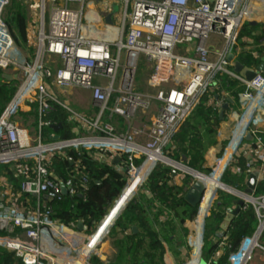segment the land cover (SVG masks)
Returning <instances> with one entry per match:
<instances>
[{
    "label": "built area",
    "instance_id": "built-area-1",
    "mask_svg": "<svg viewBox=\"0 0 264 264\" xmlns=\"http://www.w3.org/2000/svg\"><path fill=\"white\" fill-rule=\"evenodd\" d=\"M113 1L120 3L123 15L118 39L112 42L88 36L85 23L91 5L100 6L104 25L113 28L105 22L110 13L108 3ZM37 2L33 12L37 19L29 34L36 36L37 50L31 56L17 46L4 19L10 0H0V68L19 81L18 89L0 112V164H10L16 176L22 178L15 192L7 179L0 177V249L14 253L22 264H94V247L108 236L119 213L136 196L151 169L159 162L165 163L164 150L182 122L206 93L218 88L219 76L225 74L246 86L238 95L241 112L232 126L231 140L209 174L185 173L205 186L203 200L208 186L215 182L207 199L208 209L218 190L242 198L241 210L253 208L258 225L253 234L242 238L228 260L229 264H264V193H257L264 177V71L247 80L232 70L229 60L240 27L248 19L250 0ZM213 37L219 41L213 43ZM141 56L151 65L147 82L155 93L136 88ZM171 83L174 85L168 86ZM64 96L81 99L83 106L96 110L95 116L76 111L63 100ZM153 101L159 106L152 125L136 128V121L147 117ZM57 107L67 112L68 122L76 132L70 139L43 135V126L58 124L45 120ZM33 111L38 114L35 136L32 128L18 121V117ZM114 116L123 119L122 130L104 120ZM145 136L147 141L139 142ZM248 136L251 142L246 157L240 146ZM69 149L80 153L99 150L126 158L127 183L100 226L88 234L51 219V209L46 205V199L74 195L80 185L88 184V179L78 173L62 179L50 170L52 157L60 153L67 156ZM241 155L245 157L243 163L239 161ZM138 160L142 162L138 164ZM151 160L150 171L142 176L104 234L91 246L135 175L141 174ZM80 163L79 159L76 167ZM228 169L236 174H257L254 192L247 194L225 183L222 178ZM62 183L67 193H63ZM23 194L35 197L36 206H21ZM228 237L226 233L218 238L219 249L226 245Z\"/></svg>",
    "mask_w": 264,
    "mask_h": 264
},
{
    "label": "trees",
    "instance_id": "trees-1",
    "mask_svg": "<svg viewBox=\"0 0 264 264\" xmlns=\"http://www.w3.org/2000/svg\"><path fill=\"white\" fill-rule=\"evenodd\" d=\"M10 9V15L4 17L17 46L26 52V46L30 42L27 24V8L22 0H10L5 12ZM249 29L246 24L240 27L238 40L247 37ZM33 51V49H30ZM29 54V52H27ZM29 59V58H28ZM5 74H3V77ZM5 78V77H4ZM220 85L218 88L206 93L197 104L194 112L190 114L181 124V129L171 142L170 147L164 150L167 157L174 160H181L186 157L185 163L190 168L201 172H209V168H204V156L210 145H214L217 128L221 120L218 107H213L218 97H224V90H228L232 96H238L246 89V86L238 79L222 74L219 76ZM6 80L4 85H0V112L6 103L13 96L17 83L16 78ZM226 101V98H225ZM225 103V102H224ZM213 104V105H212ZM36 119L32 126L37 129V112L30 113ZM27 117V114H24ZM69 115L61 107L46 115L45 120L53 123H61L62 126L55 130L51 125L43 126L44 136L55 134L60 139H70L76 135L73 125L68 122ZM120 126L124 127L123 119L117 117ZM117 127V126H116ZM119 126L117 127V129ZM223 144L219 155L224 149ZM112 156L110 152L83 150L81 153L75 149L67 150V156L63 153L55 154L49 165L54 175L66 179L73 174H80L88 179L86 187L79 186L78 192L74 195H64L62 199H46V205L51 209V219L60 222L68 227L77 228L79 221L84 222L85 233H92L105 215L120 197L124 186L127 183L126 158H118V163L100 161V155ZM72 158L73 163L69 160ZM80 159V167H76V162ZM239 161L243 163L245 157L241 155ZM142 160H138L140 164ZM119 166V167H118ZM239 174L228 169L223 176V181L228 185H234ZM0 177L6 178L7 182L16 192L19 190L22 178L16 176L14 168L10 164H0ZM182 186L171 184L172 173L170 167L159 162L152 169L138 193L125 206L123 212L116 218L110 230V234L117 236L122 234L123 238H117L114 244L117 254L114 261L109 264H167L166 256L172 246L178 242L186 240V235L178 230L172 219L159 222L150 218L152 205L158 202L163 208L162 212L168 210L176 211L177 199L181 196L189 183V176L186 174ZM2 186L0 183V190ZM209 188V187H208ZM146 191L152 195L151 201L144 196ZM257 193H264L263 181L257 187ZM28 200V201H27ZM156 201V202H155ZM184 202V201H183ZM235 197L219 192L218 200L212 207L211 214L206 220L204 231L203 253L211 257L215 252H221L220 256L211 261V264H229L228 255L235 251L243 237L253 234L258 220L253 208L241 210L237 216L233 215L229 221L228 228L223 229L226 218L230 215L228 209L234 204ZM21 206H36V199L32 195L23 194L20 196ZM196 211V210H195ZM194 211L193 215H196ZM149 212V213H148ZM138 224L139 232H133L131 226ZM1 232V231H0ZM228 234L226 245L219 249L217 240L219 234ZM219 249V250H218ZM93 262L102 264L98 258ZM0 264H22L21 260L7 250L0 249Z\"/></svg>",
    "mask_w": 264,
    "mask_h": 264
},
{
    "label": "crops",
    "instance_id": "crops-1",
    "mask_svg": "<svg viewBox=\"0 0 264 264\" xmlns=\"http://www.w3.org/2000/svg\"><path fill=\"white\" fill-rule=\"evenodd\" d=\"M91 6L92 7L89 9L88 13L86 14L87 21L85 23L86 24L85 29H86L87 35L92 38L106 39V40H107L106 34H108V37L109 36L116 37L117 31H115L111 27L107 28L104 25L103 18H102L103 13H102V10H100V6H93V5ZM247 16H248V19L244 24H246V26L249 27V29H247L249 34L247 35V37H243L242 39H239V40L237 39L236 45L232 49V53L234 54V60L239 61L244 66V70L247 68H250V69L257 70V71H264V0H250V6H249V11H248ZM212 40L214 43V41H219V38L213 37ZM234 60L232 61L233 66H231L233 71L235 67ZM238 75L243 77L242 73ZM7 80H10V79H7ZM223 90H224V97H220V98L218 97V99L214 102V105L212 104L213 107L215 105H216L215 107H218L217 110L220 116L221 108L224 106L226 102H228V108L225 109V113H224L226 117L223 116V118L224 117L225 118L224 119L222 118L223 121H221L218 125L215 143L214 145L209 146L204 156L203 167L209 168L210 170L216 164L217 157L219 156V152L221 151V147H223L222 146L223 144H225L224 145V153H225L226 146L229 143V140H231L232 126L235 124L241 112V107L238 102V96H232L231 93L225 88H223ZM225 98H226V101H225ZM228 98L233 99V101L229 102ZM220 103H222V106L219 105ZM89 110H91L93 116H95L96 110H92V108H89ZM104 120L106 122H112L117 127L119 126V129L121 127L120 122L116 116H114L111 120L110 119H104ZM150 120L151 118L148 119L149 123L146 125L147 127L150 126ZM141 125L144 126L145 122ZM146 131H148L147 128H146ZM138 140L141 143H145L147 138H144V139L140 138ZM250 142H251V137L249 139L246 138L245 140H243V143L240 146V149L242 152L245 151L247 153L246 148H248V146L250 145ZM111 155L112 156L108 157L107 155L102 154L100 156L104 157L105 159H102L101 157H99V159H101L100 161L118 163V159L116 161L115 160L116 158L113 157V154ZM229 156L230 155L226 156L225 161L229 158ZM248 156L249 155L247 153L246 157ZM183 158L184 157H182L181 160H174L170 158L172 161H174L175 164L165 163L170 167L171 173H172L170 185L175 184V185L182 186L185 181L186 177H183L185 172L182 170V165H186V163L183 160ZM150 167H152V165L147 166L141 174L135 175L136 177L130 183V185L126 189L123 197L120 199L118 204L110 212V214L105 220L100 231L93 237L91 245L94 244L95 241H97V239H99V237L104 234V231L107 229V226L114 220V218L120 212L125 202L129 199V197L135 190L136 185L139 183V181H141V179H143L142 176L146 174L145 172H147L148 168ZM173 169H176L177 171L176 175H173ZM249 176L250 175H247V174H239L238 175L239 178L234 183V185H229V186L238 188L245 192L246 188H248L247 182H248ZM194 184H195L194 177L189 175V183L184 189L181 196L177 199L176 211L168 210V212L160 213V210L163 208V206H161L158 202L155 201L156 203L152 205L150 213L148 212L152 220L156 219L159 222H165L168 219L169 220L172 219L177 227L179 226L182 227L181 232L186 235V240L184 241V243L178 242L174 244L171 250L168 252L166 256L167 264H211V261L213 259L218 258L221 254V252L217 251L213 253L211 257H207L203 253L204 231H205L206 220L211 214L213 205L215 204L216 200H218V198H215V200L211 202V205H210L211 207L208 209L207 199L209 198L213 190V186L215 182L212 181L210 183L211 185L210 187L208 186L209 188L207 190L205 200H203L204 197L202 196V200L200 204H198L197 206L190 205L185 199L186 193ZM143 190L144 189H142L141 192ZM142 193H144V196L146 197V199H148V201H151L152 199L151 194H149L146 191ZM229 194L235 197V200L238 199V197L233 195L232 193H229ZM235 206H236V203L234 202V204L228 209L227 213L230 214L229 210L234 209ZM194 211L196 212L195 216L193 215ZM99 226H100V223L98 224L97 227ZM134 227H136V231H134L133 229ZM139 228L140 227L138 226V224H133L131 226V229L133 232H139L140 231ZM79 232L81 234L82 233L88 234L83 231H79ZM116 237L123 238V235L120 233L117 234V236L108 234V236L104 237L103 243L100 244L101 246H100L99 255H98L100 259L98 258V260L102 264H109V262L116 256L117 248L114 244Z\"/></svg>",
    "mask_w": 264,
    "mask_h": 264
},
{
    "label": "rangeland",
    "instance_id": "rangeland-1",
    "mask_svg": "<svg viewBox=\"0 0 264 264\" xmlns=\"http://www.w3.org/2000/svg\"><path fill=\"white\" fill-rule=\"evenodd\" d=\"M22 2H23V4L26 6V8H27V26H28V33L30 34V30H31V28H33V24L36 22V19H37V17H36V15H33V12H34V8H35V6L36 7H38V2H37V0H22ZM108 5H109V11H110V13H112L113 14V22H114V25H113V29L115 30V31H119V26H121V23H122V9H121V5H120V3L119 2H115V1H113V2H109L108 3ZM10 11V9H8L7 10V12H5V14H4V17H7V15L9 16L11 13L9 12ZM36 11V10H35ZM47 19H48V15H46V22H47ZM119 33V32H118ZM35 34H37V31H36V33ZM29 37H32L31 39H32V41L31 42H29L28 44H27V46H26V52H25V50H23V53L24 54H26V55H28V53L27 52H29V55H33L34 56V54L36 53V50H37V47H36V36H35V38H34V36H33V32H32V36H30L29 35ZM33 38H34V40H33ZM106 38H107V40H109V41H112V42H114V41H116L117 39H118V34L116 35V37L115 36H109L108 37V34H106ZM106 40V39H105ZM30 49H33V51H30ZM123 55H124V53H123ZM5 73H9V72H6L5 70H3L2 68H0V85H4L5 83H6V80H5V78L3 77V74H5ZM150 73H151V65L146 61V59L143 57V56H141V58H140V60H139V70H138V74H137V77H136V88H137V90H145V91H151V90H153V89H151V87L148 85V83L149 82H147V80H148V77H149V75H150ZM9 75V74H8ZM15 87H16V90L18 89V86H19V81H17V83H15V84H13ZM174 84L173 83H171V84H169L168 86H173ZM16 90H15V92H16ZM154 91V93L156 92V90H153ZM14 92V93H15ZM14 95V94H13ZM12 98V97H11ZM10 98V99H11ZM63 98V100L64 101H66V102H68L72 107H74V109L76 110V111H78V112H81V113H87L90 117H93V114H92V112H91V110H89V108H86L85 106H83V101L81 100V99H78V100H75V98L74 97H72V96H64V97H62ZM10 101V100H9ZM9 101L6 103V105L9 103ZM158 106H159V103L157 102V101H153V103L151 104V110H150V112H148V113H150V114H148L147 115V117L145 118V117H143V118H145V119H143L142 117H141V119H139V120H137L136 121V128H139L140 126H141V124H143L144 122H145V125H147L149 122H148V119L149 118H151V120H150V125H152V120H153V118H155V116L157 115V109H158ZM195 108H196V106H195ZM194 110L195 109H193V112H194ZM191 114H192V112H191ZM190 116V115H189ZM188 116V117H189ZM18 121H20L21 123H23L25 126H27V127H29L30 129L32 128V131H31V133H32V135H34L35 136V132L34 131H36L35 130V127L34 126H32V124H33V122H35L36 121V119L34 118V116H31V114H28L27 115V117H25V115L24 116H20V117H18ZM123 128H121L120 127V129L118 128V130H122ZM179 130L181 129V126L178 128ZM178 130V131H179ZM178 131H176V133L174 134V136H173V138H172V140H171V142L174 140V138L177 136L176 134H177V132ZM144 138H147V136H145V137H143L142 139H144ZM147 141V140H146ZM145 141V142H146ZM171 144V143H170ZM113 146L111 145V148H112ZM224 149H223V151L221 152V154L218 156V158L217 159H219V158H222L223 156H224ZM228 155H229V153H228ZM149 165H153V162H150L149 161V163H148V165L147 166H149ZM188 168H190L189 166H187ZM152 167H150L148 170H147V172H145V173H148L149 171H150V169H151ZM193 172H199L198 170H195V169H193V168H190ZM152 170V169H151ZM184 171V170H183ZM187 171V170H186ZM186 171H184V172H186ZM201 172V171H200ZM211 172V170L209 171V172H204V173H207V174H209ZM147 174H145L144 175V177L146 176ZM189 175H191V174H188V176ZM128 176V175H127ZM184 176H186V173H184ZM225 190H218L217 191V198L219 197V192H224ZM225 193H227L226 191H225ZM227 194H229V193H227ZM230 195V194H229ZM124 210V209H123ZM123 210L121 211V213L123 212ZM121 213H119V215L121 214ZM177 222H178V220H177ZM178 228V230H180V232L182 231L181 230V226H179V227H177ZM94 231H96V229L94 230ZM93 231V232H94ZM110 234V233H109ZM112 238H113V236H112ZM104 239V238H103ZM103 239H102V241L98 244V245H96V247H94V249H93V251L91 252V262L92 263H94L93 262V259L94 258H99V249H100V244L101 243H103ZM116 239H117V237H116ZM91 246H93V244L91 245ZM118 251V250H117ZM100 259V258H99ZM114 259H115V257L111 260V261H114ZM110 261V262H111Z\"/></svg>",
    "mask_w": 264,
    "mask_h": 264
},
{
    "label": "water",
    "instance_id": "water-1",
    "mask_svg": "<svg viewBox=\"0 0 264 264\" xmlns=\"http://www.w3.org/2000/svg\"><path fill=\"white\" fill-rule=\"evenodd\" d=\"M105 22L110 25V26H113L114 25V22H113V14L112 13H108L106 16H105ZM229 60L233 61L234 60V54L231 53L229 55ZM234 71L236 74H240L242 73L243 74V77L246 78L247 80H252L258 73L259 71L257 70H254V69H250V68H247L244 70V66L237 60H234ZM6 79H12L13 77L9 76V75H5L4 76ZM228 101L229 102H232L233 99L231 98H228ZM228 108V102H226L224 104V106L221 108L220 110V119L223 118L224 116V113H225V109ZM62 126L61 123H58V124H55V125H52V127L57 130L59 129L60 127ZM248 139L250 138V136L247 137ZM170 145L167 146V148H169ZM118 158H116L115 160L117 161ZM69 160L73 163V160L72 158L69 157ZM165 161V163H169V164H175L174 161H172L170 158L168 157H165L163 159ZM183 160L185 161L186 160V157L183 158ZM182 170L186 171L187 172H192L194 173L190 168H188L186 165H182ZM177 174V171L176 169H173V175H176ZM248 188H246L245 190V193L247 194H252L256 188V185H257V174L255 173H252L250 174L249 176V179H248ZM226 187V185H224ZM61 188H62V191L63 193H67V188L65 186L64 183L61 184ZM226 190H229V188L227 187ZM205 192V186L200 183V182H196L189 190L188 192L186 193L185 195V199L186 201L192 205V206H197L198 204H200L201 200H202V196ZM229 192V191H228ZM235 203H236V206L234 209H231L229 210L230 212V215L226 218V222H224L223 224V229L226 230L228 228V225H229V221L231 220V217L233 215H238L240 210H241V206L244 204V200L242 198H239L235 200ZM134 231H136V227L133 228ZM77 230L79 231H83L84 230V222L83 221H79L78 224H77ZM224 232H221L219 234V238L222 237L224 234Z\"/></svg>",
    "mask_w": 264,
    "mask_h": 264
},
{
    "label": "bare ground",
    "instance_id": "bare-ground-1",
    "mask_svg": "<svg viewBox=\"0 0 264 264\" xmlns=\"http://www.w3.org/2000/svg\"><path fill=\"white\" fill-rule=\"evenodd\" d=\"M151 159H153V158H151ZM153 161H154V160H151L150 162H153ZM133 180H134V179H133ZM133 180H132V181H133ZM132 181H131V182H132Z\"/></svg>",
    "mask_w": 264,
    "mask_h": 264
}]
</instances>
